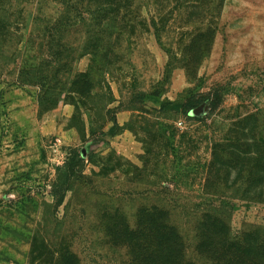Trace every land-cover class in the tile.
<instances>
[{
    "label": "rangeland",
    "instance_id": "obj_1",
    "mask_svg": "<svg viewBox=\"0 0 264 264\" xmlns=\"http://www.w3.org/2000/svg\"><path fill=\"white\" fill-rule=\"evenodd\" d=\"M262 242L264 0H0V264Z\"/></svg>",
    "mask_w": 264,
    "mask_h": 264
},
{
    "label": "trees",
    "instance_id": "obj_2",
    "mask_svg": "<svg viewBox=\"0 0 264 264\" xmlns=\"http://www.w3.org/2000/svg\"><path fill=\"white\" fill-rule=\"evenodd\" d=\"M222 100L223 93L221 92V90L213 89L201 97H198L196 94H191L185 100L182 101L163 102L161 104V108L163 110H173L176 112L183 113L185 115H189L193 109L197 108L202 103H206L208 105L209 110L213 112L220 107ZM64 197L65 194L63 192L60 196H58L56 205H61L64 201ZM247 246L248 245L245 244L239 248H230L233 249L235 252L227 254L224 245L223 250L225 251L226 256H222L221 258H211L200 263L197 260L191 261L189 260V258L185 259L184 256H182V258L173 256L170 251L164 249L162 244L160 246L161 251L159 255L158 264H264V242H262L258 246H254L256 249L261 250V253H259L257 256L252 255L250 249H253L251 247L248 248Z\"/></svg>",
    "mask_w": 264,
    "mask_h": 264
},
{
    "label": "water",
    "instance_id": "obj_3",
    "mask_svg": "<svg viewBox=\"0 0 264 264\" xmlns=\"http://www.w3.org/2000/svg\"><path fill=\"white\" fill-rule=\"evenodd\" d=\"M195 109H196V108H195ZM195 109H193V110H195ZM193 110H192V111H193Z\"/></svg>",
    "mask_w": 264,
    "mask_h": 264
}]
</instances>
